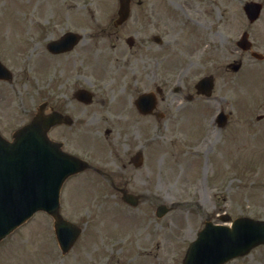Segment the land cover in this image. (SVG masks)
Listing matches in <instances>:
<instances>
[{"label": "rangeland", "instance_id": "374dc122", "mask_svg": "<svg viewBox=\"0 0 264 264\" xmlns=\"http://www.w3.org/2000/svg\"><path fill=\"white\" fill-rule=\"evenodd\" d=\"M2 2L7 3V18L13 21L14 30L21 29L22 17L34 16L31 7L26 10L18 7L19 0ZM59 3L61 12L49 11L53 14L50 18L43 12L34 21L39 32L33 29L28 36L21 37L23 46L27 40L29 49L34 47L35 53L30 50L19 54L11 52V48L8 53H1L15 77L12 84L0 83V130L6 137L29 121L36 107L45 101L62 104L71 115V53L55 59L48 57L50 60L42 56L46 53L47 40L71 30V17L77 16L74 12L79 14L71 0H59ZM40 26H52V33L57 34L46 36L51 31L41 32ZM204 30L209 39L208 30ZM31 53L33 59H25ZM42 60L45 68L40 69ZM104 68L106 75H110L105 84L111 81L113 73V79L117 76L116 90L126 86L124 96L132 99L135 96L130 93L131 89L144 90L131 79H121L115 67ZM95 73L73 71L72 76L82 74L92 83L100 80ZM222 76L219 74L211 98L202 97L180 107L175 103L178 98H171L169 128L147 126L152 121L138 118L128 109L123 116L120 112L110 116L105 113L109 125L116 130L106 137L104 129H100L99 135L106 138L97 146L99 153L87 150L82 144L83 149L74 146L71 129H52L51 138L64 142L67 151L89 158L107 175L88 171L79 179L70 178L63 186L61 211L64 217L84 228L68 254H62L59 248L51 216L38 212L0 243V264H23L21 257L27 249L44 260L37 264H182L190 242L207 218L220 222L219 216L227 212L232 217L264 219V125L255 121L258 111L246 93V85H230L228 78L223 80ZM144 81L142 78L143 85ZM96 89H99L96 98L110 96L111 89L105 90L106 93L99 84ZM221 108L234 112L233 122L223 130L212 125L213 117ZM85 111L75 115L86 120ZM126 118L133 119L134 123H127ZM135 121L138 124L133 129ZM225 145L233 153H228ZM138 150L144 152L143 166L136 169L126 165L125 161ZM236 154H243L245 159L254 157L253 163L240 164V169L233 171ZM187 160L192 163L189 168ZM123 187L142 196L138 207L122 201L116 188ZM162 203L172 206V210L157 218L155 211ZM38 242H41L39 246ZM28 264L36 263L29 259ZM229 264H264V246Z\"/></svg>", "mask_w": 264, "mask_h": 264}, {"label": "flooded vegetation", "instance_id": "af4514ba", "mask_svg": "<svg viewBox=\"0 0 264 264\" xmlns=\"http://www.w3.org/2000/svg\"><path fill=\"white\" fill-rule=\"evenodd\" d=\"M71 2L93 18V27L80 29L83 62L113 66L119 75L130 69L139 77L141 69L153 83H178L181 92L209 75L215 80L223 75L232 84L242 81L262 98L258 110L264 120V0H135L133 18L118 27L106 0ZM247 2L260 4L257 17L240 8ZM168 97L163 94L162 104Z\"/></svg>", "mask_w": 264, "mask_h": 264}, {"label": "water", "instance_id": "95a60500", "mask_svg": "<svg viewBox=\"0 0 264 264\" xmlns=\"http://www.w3.org/2000/svg\"><path fill=\"white\" fill-rule=\"evenodd\" d=\"M60 120L57 114L38 119L21 131L13 144L0 138V175L15 176L0 177V239L39 209L57 219V235L64 250L77 238L80 230L59 214V192L64 179L83 166L45 136V129ZM9 189H13L14 197L9 196ZM126 198L135 203L134 197ZM164 211L161 207L159 215ZM262 242L264 222L243 218L232 228L208 223L190 247L184 264H220Z\"/></svg>", "mask_w": 264, "mask_h": 264}, {"label": "bare ground", "instance_id": "6f19581e", "mask_svg": "<svg viewBox=\"0 0 264 264\" xmlns=\"http://www.w3.org/2000/svg\"><path fill=\"white\" fill-rule=\"evenodd\" d=\"M185 163L187 164V168H189V167H190V162L187 161V162H185Z\"/></svg>", "mask_w": 264, "mask_h": 264}]
</instances>
